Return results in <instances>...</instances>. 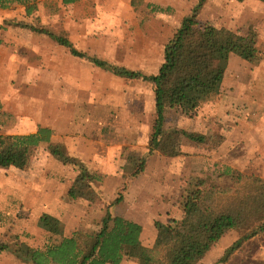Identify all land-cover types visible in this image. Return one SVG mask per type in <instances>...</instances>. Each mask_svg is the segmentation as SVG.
<instances>
[{
	"label": "rangeland",
	"instance_id": "rangeland-1",
	"mask_svg": "<svg viewBox=\"0 0 264 264\" xmlns=\"http://www.w3.org/2000/svg\"><path fill=\"white\" fill-rule=\"evenodd\" d=\"M100 1L80 0L68 7L60 0H47L42 13L39 15L38 9L30 17L21 5L14 4L7 13L6 25L19 37L18 42L9 44L10 68L20 76L10 77L8 91L0 85V100L7 108L0 117V134H28L40 124H56L57 142L66 144L71 155H83L92 171L104 177L94 185L91 195L72 201L68 193L78 170L58 162L44 147L33 152L23 170L0 168V232L22 228V237L31 246L43 244L37 227V213L42 211L53 213L68 232L95 233L110 210L114 217L125 215L121 217L139 220L144 227L142 242L151 244L157 237L156 222H170L178 229L187 223L184 201L195 191L197 181L232 187L231 178L223 176L228 168L264 179V3L208 0L201 10L198 23L228 38L244 39L251 31L258 34L262 62L253 65L239 61L233 65L241 72L259 71L258 88L243 93L251 94L255 108L245 105V110L237 109L239 97L225 95L221 86L219 94L191 114L169 112L165 129L181 133L177 147L180 154L171 158L152 148L156 133L153 85L117 77L111 68L96 67L91 60L147 76L158 74L166 44L200 0H167L171 5L164 7L135 0L136 6L128 13L115 15L119 23L115 29L110 28L114 20L110 18L109 26ZM36 2L39 7L41 0ZM153 7L172 11L161 14ZM33 29L68 39L86 58L75 57L69 49ZM223 98L232 107L227 102L223 107ZM244 114L251 124L257 125L258 120L256 133H251L252 125L246 126L240 133L253 134L252 138L243 142L241 134H236L228 147L231 151L217 155L215 140L197 143L187 137L191 133H213L215 129L221 134L215 138L223 140L222 134ZM211 117L216 121H210ZM227 118L231 121L225 126L222 122ZM120 197L122 202L114 205ZM8 198L15 202L10 203ZM231 233L234 240L238 234ZM261 245L264 233L228 264H264L251 260ZM221 249L217 247L216 252ZM123 264L139 263L127 260Z\"/></svg>",
	"mask_w": 264,
	"mask_h": 264
},
{
	"label": "trees",
	"instance_id": "trees-1",
	"mask_svg": "<svg viewBox=\"0 0 264 264\" xmlns=\"http://www.w3.org/2000/svg\"><path fill=\"white\" fill-rule=\"evenodd\" d=\"M76 1L63 0V3L72 5ZM207 1L200 0L191 14L182 20L165 46L164 64L158 74L147 76L126 68L112 67L105 61L91 60L96 67L111 68L117 77L153 85L156 133L152 148L171 158L180 154L177 147L181 133L165 129L167 114L176 111L189 115L201 103L219 94L231 55L253 65L262 62L256 32L251 31L246 38L238 40L198 23V16ZM236 1L238 4L246 1L264 3V0ZM14 4L21 5L28 17L38 11L36 0H0V10L12 9ZM132 6H136L135 0ZM153 8L161 14L172 11L171 8ZM33 32L46 34L58 45L69 49L75 57L86 58L66 38L55 37L41 29H33ZM1 109L0 103V113ZM54 135V130L41 126L28 135L0 134V168L23 170L33 152L44 147L58 162L79 172L68 197L72 201L87 198L94 185L102 182L104 177L92 171L80 158L72 156L63 143H55ZM187 137L197 143L215 140L217 148L224 141L212 135L205 137L191 133ZM223 176L231 178L232 187L214 183L207 186L205 180L197 181L195 191L188 193L184 201L187 223L178 229L170 222H156L157 238L151 248L143 245V227L140 224L120 216L114 217L109 210L95 233L82 230L68 232L60 219L44 214L37 222L43 235L42 245H28L17 235L6 239L0 236V254H8L21 264H123L127 260L139 264H201L227 234L236 232L239 239L218 262L227 263L264 233V179L245 176L230 168ZM121 202L122 197L114 205Z\"/></svg>",
	"mask_w": 264,
	"mask_h": 264
},
{
	"label": "crops",
	"instance_id": "crops-1",
	"mask_svg": "<svg viewBox=\"0 0 264 264\" xmlns=\"http://www.w3.org/2000/svg\"><path fill=\"white\" fill-rule=\"evenodd\" d=\"M46 1L47 0H41V3L39 4V7H38L39 15L42 13V7L45 5ZM51 1H53V0H51ZM60 2H61V5H64L63 0H60ZM79 2H80V0H77L76 3H74L72 5H64V6H68V7L69 6H73L75 4H78ZM100 3L103 4V6H102L103 12L108 14V16H107L108 19H109L108 23L110 21V18L112 20H114V21L111 22V26H110V23H109V26L112 29H115L119 25V23H118V21L116 19L117 17L115 16L116 14H120V13H123V12H127L128 13V11L133 9V6H132L133 0H103V1L101 0ZM149 3L160 5L162 7H164V5H171V4L167 3V0H147V4H149ZM10 10H13V9L0 10V85H4L6 87V88H4L6 91H8V87L10 86V82H9L10 77H14V76H18L19 77L20 76V74L17 71H15L14 68H10L9 44L16 43V42L19 41V37L18 36H14L15 35L14 29H12L8 25H6V22L9 21V19L7 18V13L10 12ZM109 26H108V28H109ZM12 54H13V52H12ZM13 56H15V55H13ZM239 61H244V60L239 59V57L237 58V56H235V55H231L229 69H227V71H226L221 91L225 95H233V96L239 97V99H238L239 102H237V105H236L237 109L245 110L246 109L244 107L245 105L247 107L251 106V108L254 109L255 108V103H252L253 100H252L251 94H248V95L244 96L243 93L244 92L248 93L251 89L254 91V90H256L258 88V86H257L258 82H256V78H258V75H259L258 72L259 71L255 70L253 72L254 74H250L248 70L247 71H242V72L239 71V70H235L233 68V65L238 64ZM245 77H247V78H252L253 77V78H252L251 81H246V80L242 79V78H245ZM241 95H242V99H240ZM226 102H227V105H229L228 100H226V98H223V103H222L223 107H225L224 104ZM0 103H1V107H2L0 114L5 115L7 113V108L5 107V105L3 103V99L0 100ZM229 107H232V105H229ZM250 114H252V112ZM22 115H17V116L20 117ZM244 118H245V114H244L243 118L236 119L237 122L232 123L231 127L229 126L230 129H231V130H229V132L226 130L224 132L225 135L222 134L224 136V137L222 136L224 141H223L222 145H220L219 148L217 149V152H216L217 155L221 154V152L224 151V150L225 151L226 150L231 151V149H228V147H230V145H231L230 143H232L233 140L235 139L234 136L236 134H241L240 132L243 131L244 128H246V126H248V125H252L253 126L252 128H254V129H253V131H251V133H253L256 130L255 127L257 128V126H258V120L256 122L257 123V125H256L255 123L251 124V123L247 122V120L244 119ZM210 121H216V118H212L211 117ZM218 121L222 122L220 120H218ZM225 121L226 122H222V123L225 126H227L226 124L229 123V121H231V119L227 118ZM45 125L46 124H44L42 126L40 124V125L36 126V128L33 131L29 132L28 134L35 133L39 126L46 127L48 129L50 128V129H52L54 131H57V133H59V129H57V127L55 126L56 124L52 125V127H51V125H49V127L45 126ZM215 126H216V124L214 122L213 127L215 128ZM211 128H212V126H211ZM226 132H227V134H226ZM57 133H55V135L53 137V141L55 143H58L57 140H56L57 139ZM217 133H219L218 130L213 129V133L207 131L205 134L204 133H198V134L203 135L205 137H209L211 135L215 137V135ZM255 133L256 132H254V134ZM28 134H21V135H28ZM241 136H242L241 139L244 142V141L252 138L253 134L251 135V134H246L245 133L244 136L242 134H241ZM66 147H67V145H66ZM247 155H249V154H247ZM72 156L80 158L83 162H85L84 161L85 159L82 158L83 155H81L82 156L81 157L80 155L72 154ZM87 160H88V162L90 161L89 159H86V161ZM103 170L106 171V169H103ZM8 201L10 203H14L15 199L8 198ZM36 207H38V205ZM37 214H38L37 220H39V218L42 215H44V214H50L51 216H54L53 213L51 214L49 212H44V211L39 212ZM32 215H33V213H32ZM121 216H125V215H120V217ZM125 219H127V218H125ZM127 220H129V218ZM137 221H139V220H136V221L134 220L135 223H140V222H137ZM24 231L25 230H23L22 228L17 229V230H14V228H13L9 232H5V233L4 232H0V236L2 238H4V239L7 238V235H8V237L14 236V235L22 237V235L25 233ZM143 232H144V227H143ZM230 234H232V233H230ZM230 234H227L225 236V238H223L221 240V242L207 255V257L202 261L201 264H218V262L221 260V258L224 257L226 251L239 239L238 235H236V238L234 240L231 239V235ZM142 236H143V234H142ZM155 241H156V239H154L151 244H144L143 243V245L146 246V247L151 248L155 244ZM220 246L223 249H221L218 252H216V248L220 247ZM214 256H215V259L213 258ZM234 257H232V259ZM232 259L229 260L227 263H224V264L230 263V261H232ZM251 260L253 262L254 261H260V263H264V245H261L260 247L257 248V250L255 251L254 255L251 257ZM0 264H21V263L19 261H17L14 257H12V256H10L8 254H0Z\"/></svg>",
	"mask_w": 264,
	"mask_h": 264
}]
</instances>
